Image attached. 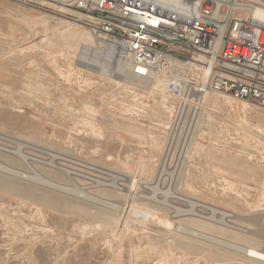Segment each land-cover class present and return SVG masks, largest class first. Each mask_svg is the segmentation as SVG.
I'll return each mask as SVG.
<instances>
[{"label":"rangeland","instance_id":"obj_1","mask_svg":"<svg viewBox=\"0 0 264 264\" xmlns=\"http://www.w3.org/2000/svg\"><path fill=\"white\" fill-rule=\"evenodd\" d=\"M61 7L70 9L50 0H0V159L10 152L6 162L25 176L0 171V264H238L212 262L207 241L192 237L200 252L179 242L191 238L184 229L193 227L185 221L193 214L221 219L212 208L235 214V225L251 232L257 226L250 221L261 217L264 230V121L253 118L264 109L243 112L232 100L215 111L203 99L185 146L184 117L169 165L178 102L168 96L166 116L156 117L160 99L149 94L150 84L131 89L125 69L112 66L114 56L103 72L83 65L82 44L69 53L57 45L73 24L76 33L96 36ZM223 157L256 171L238 172ZM254 240L264 249V240Z\"/></svg>","mask_w":264,"mask_h":264},{"label":"built area","instance_id":"obj_2","mask_svg":"<svg viewBox=\"0 0 264 264\" xmlns=\"http://www.w3.org/2000/svg\"><path fill=\"white\" fill-rule=\"evenodd\" d=\"M56 1L84 15L132 77L163 80L186 124L208 93L264 109V26L233 0Z\"/></svg>","mask_w":264,"mask_h":264},{"label":"bare ground","instance_id":"obj_3","mask_svg":"<svg viewBox=\"0 0 264 264\" xmlns=\"http://www.w3.org/2000/svg\"><path fill=\"white\" fill-rule=\"evenodd\" d=\"M50 1L57 3L56 0H50ZM244 1H250L252 3L255 2L259 6H253V5H250L247 3L240 4V3H238V0H233L232 4H230L231 9L241 10L242 12H244L246 14V16H249L254 21H256L259 24L264 26V2H262L260 0H244ZM58 4H60V3H58ZM62 10L65 12L77 15V17L79 19L73 20V22L83 24L82 23V21L84 20L83 14L77 13L76 11H73V10L65 8V7L62 8ZM66 23H70V22H66ZM73 25H74L73 28L75 26H77V24H73ZM73 28L67 30L60 37L57 36L58 37L56 39L57 45L62 46L63 49L67 53H69L71 50L75 51L76 47L78 45L80 46V44H82L83 51L81 53L80 58H81V60L85 61V63L83 65H86V67H89V68H90V66H94V64L100 65L101 69L104 72L107 69V67H110L111 63H115V62H112L114 52L110 46L107 45L108 48L106 50H103V49L101 50V48H100L101 44H98V43H102V42L96 36L94 38L90 32H88V35L82 36L81 33H76V31H74ZM84 28L88 29V26L84 25ZM54 38H56V37H54ZM80 38H82L81 41H80ZM112 66H114L115 68L119 67L121 69H125L124 71H120V72L122 74H124L125 77H127L129 79V81L131 79V81H130V84L132 86L131 89L140 88L143 83H149V82H142V81L136 79L135 77H132L129 74V68H128L127 64L123 60H118L115 64H112ZM101 69H100V71H101ZM115 76L118 79H120V78L122 79L121 74H117ZM129 81H127V82H129ZM115 83L119 84L120 82L115 81ZM149 84H150V86H149L150 93L149 94L153 95L154 97H158L160 99V102L155 101V103H156V105H155L156 117H161V115L164 116L166 113V110L168 111V109H169L167 107L169 97L165 91L164 82L161 79H156L155 81L150 82ZM127 85H129V84H127ZM38 90L43 92L41 86L38 87ZM214 95L215 94H212V93L206 94L204 97V102L210 104L211 107L213 109H215V111H216V109L220 108V106H224V105L225 106H232L233 101L229 97L225 96L221 100L219 98H215ZM241 104H242L241 110L243 112H246L250 108V105H248V104H245V103H241ZM200 112H201V109H199L197 111V113L194 115V117L188 123L189 124V131L184 136L185 138L182 142L183 146L187 145L188 142L190 141V137L192 136V135H190V130L192 128H197V124L199 123V121L201 119L200 118L198 120ZM182 116L183 115H181L180 118H178V120L176 122V125H175L176 129H175L174 133L172 134V139L168 145V149H167L165 156H164V159L168 160L169 165H170V162L172 160L173 150H174V148L177 144V141H178V131L180 129V126L185 125L184 121L181 120ZM182 118H184V116ZM253 118L260 120V121H264V115H262L260 112H256L254 114ZM159 121H160V125H162L164 123L163 120H159ZM197 121H198V123H197ZM10 124H11V122H10ZM4 127H7V126H4ZM1 128H2V126H1ZM143 134L145 135V133H143ZM151 139H152L151 140L152 146L154 147V149L159 150V151L162 150L161 138L153 136ZM211 155H215V152H211ZM1 157H3V160L0 159V171L7 172V173L12 174L14 176L17 175V177L20 176L21 178H25L24 173H20L19 171H16L14 169L15 168L14 166L7 163L11 159L12 160L14 159L13 155L10 152L6 151L4 154H1ZM223 159L227 160V161H231L233 163V164H231V166L234 167L236 170H238V172L248 174V173H253L256 171L255 168H252V167H249L246 165L244 166L241 164H237L238 161L234 157H223ZM179 163L181 164V162H179ZM146 168H147V165L142 163V169L145 171ZM33 178H35V177H33ZM35 179H37V178H35ZM39 179H40V177H39ZM45 181L46 180H44V182ZM112 181H114L113 178H112ZM122 181L124 182V179L118 178L115 183L117 186H121ZM41 182H43V181H41ZM49 182H51V181H49ZM47 184H49V183L47 182ZM50 184H52V183H50ZM0 187L2 189L4 186L1 185ZM61 188L62 187H60V189ZM117 188H119V187H117ZM122 192H123V190H122ZM102 193L122 197L123 199L127 198V196H128V194H121V193H117V192H112V191L107 190V189L102 190ZM95 201L99 202V200H95ZM99 203H101V202H99ZM104 204H106L107 206H109L111 208H116V209L121 208L118 205H116V204H114L108 200L104 201ZM194 207H199V206H194ZM211 211H212V214L214 216L219 215L221 217V219L216 220L213 218H206L202 214H197V213L193 214L194 216H191L192 218L185 219L186 222L192 224V226H193L192 228L184 229L187 236L189 235L191 238H187V237H185L186 236L185 235L183 237H185L190 242L189 241H184V242L181 241V242H179V244L191 252H198V251L200 252L202 250H200L193 243L195 239L192 240V237L198 239V240H195V242L199 241V240L207 241V242H204V244L208 245L209 247H212V249H214V250L208 249V251L206 252L207 258H209L214 263H222V262L225 263V261H228V262L233 261V262H236L238 264H245V261H247L251 264H264V249H262L257 244L258 241L256 242L254 240V238L259 240V241L264 240V230L263 231L261 230V228H262V219H260L261 217H257V218L255 217L256 219H253L250 221V222H252V223H249L251 226H254V227L257 226V228L256 229L254 228L253 232H251L250 230H248L246 228L243 229V228H240L237 225H235V222H234V220L236 218L235 214L228 213L226 211H221L220 209L218 210V209H214V208H212ZM100 216H101V213H100ZM102 218L108 219V217L103 215V214H102ZM255 221H257V223ZM170 241H172V240H170ZM201 243H202V241H201Z\"/></svg>","mask_w":264,"mask_h":264}]
</instances>
